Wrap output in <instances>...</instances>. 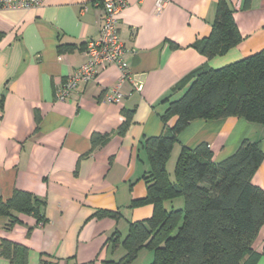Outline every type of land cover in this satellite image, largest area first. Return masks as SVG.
I'll list each match as a JSON object with an SVG mask.
<instances>
[{"label":"crops","instance_id":"0c3cea01","mask_svg":"<svg viewBox=\"0 0 264 264\" xmlns=\"http://www.w3.org/2000/svg\"><path fill=\"white\" fill-rule=\"evenodd\" d=\"M126 0L120 35L133 83H120L121 72L110 66L95 81L81 83L65 101L57 86L86 61V44L99 38L103 9L93 0H46L37 8L0 11V198L8 201L25 191L45 201L46 223L22 215L4 239L28 249L27 264H116L126 254L122 240L130 223L152 217L154 207H132L146 197L143 180L150 171L145 139L172 128L162 120L169 103L190 86L187 78L207 67L220 69L264 49V0ZM221 1L233 11L241 42L211 59L197 46L209 38ZM86 9V11H84ZM71 46V50H61ZM177 46V48H174ZM119 87L120 104L105 102ZM132 113L127 131L119 128ZM95 137L104 138L99 147ZM245 140L260 142L264 126L245 119L194 120L178 135L167 170L171 178L183 148L206 143L219 163ZM264 189V162L253 178ZM181 207V200L165 207ZM118 212L119 220L96 217L97 211ZM118 232L119 242L112 240ZM255 256L242 264H264V226L254 245ZM140 252L134 264H150ZM149 260V263L148 260ZM0 264H11L0 257Z\"/></svg>","mask_w":264,"mask_h":264},{"label":"trees","instance_id":"16d2710c","mask_svg":"<svg viewBox=\"0 0 264 264\" xmlns=\"http://www.w3.org/2000/svg\"><path fill=\"white\" fill-rule=\"evenodd\" d=\"M241 40L233 11L221 1L212 34L197 47L211 59ZM186 80L190 83L186 92L169 103L162 115L165 124L177 118L175 125L143 143L150 163V171L143 177L147 194L132 207L152 205L154 212L148 220L130 223L122 240L126 254L116 264H134L143 250L152 253L150 264H242L256 255L254 245L264 226V189L253 183L264 162L260 142L245 140L236 153L219 163L213 161L206 143L195 149L183 148L172 178L167 165L178 135L194 120L234 117L264 126V49L220 69L203 67ZM125 115L120 135L131 123L132 113ZM104 141L95 137L93 146ZM175 200H181L182 206L165 207ZM44 208L45 201L25 191H15L8 201L0 198V217L8 219L7 231L21 223L22 215L45 224ZM95 215L121 218L112 211L100 210ZM111 239L118 243V232ZM0 257L11 264H27L28 249L4 239Z\"/></svg>","mask_w":264,"mask_h":264},{"label":"built area","instance_id":"2783aa9c","mask_svg":"<svg viewBox=\"0 0 264 264\" xmlns=\"http://www.w3.org/2000/svg\"><path fill=\"white\" fill-rule=\"evenodd\" d=\"M96 6L103 9V24L98 39L90 40L86 44L85 63L76 70L66 81L57 86L56 98L65 101L72 91L81 83L95 81L100 71L110 66L117 67L121 72L120 83L125 80L133 83L134 90L141 91L142 85L135 83L128 71L126 49L120 35L121 14L126 8V0H93ZM46 0H0L1 10H28L42 6ZM164 1L158 0L157 9L164 7ZM86 11V9H84ZM120 86L108 91L104 100L110 104H120L124 95Z\"/></svg>","mask_w":264,"mask_h":264},{"label":"rangeland","instance_id":"374dc122","mask_svg":"<svg viewBox=\"0 0 264 264\" xmlns=\"http://www.w3.org/2000/svg\"><path fill=\"white\" fill-rule=\"evenodd\" d=\"M145 253H147L146 255H152V253L151 252H149V251H147L146 250V252ZM147 260H148V258H147ZM147 263H149V260H148V262ZM142 264V263H141Z\"/></svg>","mask_w":264,"mask_h":264}]
</instances>
